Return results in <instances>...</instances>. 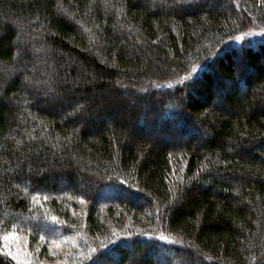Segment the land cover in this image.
Segmentation results:
<instances>
[{
  "label": "trees",
  "instance_id": "1",
  "mask_svg": "<svg viewBox=\"0 0 264 264\" xmlns=\"http://www.w3.org/2000/svg\"><path fill=\"white\" fill-rule=\"evenodd\" d=\"M262 33L264 0H0V248L80 199L85 264H264ZM138 201L164 235L117 237Z\"/></svg>",
  "mask_w": 264,
  "mask_h": 264
},
{
  "label": "rangeland",
  "instance_id": "2",
  "mask_svg": "<svg viewBox=\"0 0 264 264\" xmlns=\"http://www.w3.org/2000/svg\"><path fill=\"white\" fill-rule=\"evenodd\" d=\"M255 34V35H254ZM257 33H253L252 36H256ZM261 35H264L262 33ZM241 39V38H239ZM201 69L198 70L200 72ZM26 85H29V81H25ZM129 85L127 86V88ZM124 92V91H123ZM136 92L140 93L141 90H136ZM125 96H122L120 99L124 102H129L130 94L127 93V91L124 92ZM43 101L47 102V105H55L57 103H60L61 100L54 99V98H47L43 97ZM116 117H121V113L119 112L116 114ZM135 133V130H133V134ZM190 133H193L195 135H199L200 133L196 130H192ZM176 137V136H175ZM56 185V183H55ZM88 185V184H87ZM84 182H80L77 185H73L72 183L67 182L66 180L58 181L57 182V188L58 190L67 189L69 191L78 190L79 192H86V189L89 187ZM78 188V189H77ZM114 193V192H113ZM124 198L129 199V197L122 193ZM132 199V198H131ZM78 200V199H77ZM140 205L143 203L144 205L140 207V211L143 213L140 218V220H127L125 221L121 228L118 230L119 235L121 234L127 235L130 233L138 232V231H151L154 233H157L158 236L164 235L161 231H163L162 226V219L160 215H157L155 210H151V207L149 206V203H144L142 201H138ZM78 204L80 205L78 207V210H81L79 212H76L75 214V220L76 223L74 224L73 229L69 227V237L67 238H54V230L51 227L47 228V224H42L43 231L51 232L50 240L51 242L46 243L47 245H43L41 243H38V246L35 248H31V244L29 242V237H27L25 234L20 233H11L9 235H5L2 238V244H1V254L3 257L8 258L12 261L13 264H85L87 257L89 256V249L92 248V246H88V240L85 238L82 232H79L78 229L75 226L77 224L82 223V206L84 204L83 200H78ZM84 215V214H83ZM41 224V223H40ZM53 232V233H52ZM52 238V239H51ZM163 238V237H162ZM168 238V237H166ZM168 240V239H167ZM102 243H108L110 242L109 235L106 237H103ZM90 244V243H89ZM104 244V245H105ZM101 245V244H100ZM41 246H46V252L43 254L41 251ZM103 246V245H102ZM43 255V256H42ZM198 263V262H197Z\"/></svg>",
  "mask_w": 264,
  "mask_h": 264
}]
</instances>
